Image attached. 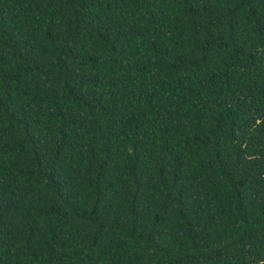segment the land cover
<instances>
[{
  "label": "trees",
  "instance_id": "trees-1",
  "mask_svg": "<svg viewBox=\"0 0 264 264\" xmlns=\"http://www.w3.org/2000/svg\"><path fill=\"white\" fill-rule=\"evenodd\" d=\"M0 264H264V0H0Z\"/></svg>",
  "mask_w": 264,
  "mask_h": 264
}]
</instances>
